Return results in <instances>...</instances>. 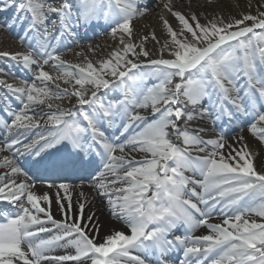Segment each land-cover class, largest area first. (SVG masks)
Instances as JSON below:
<instances>
[{"label":"snow or ice","instance_id":"1","mask_svg":"<svg viewBox=\"0 0 264 264\" xmlns=\"http://www.w3.org/2000/svg\"><path fill=\"white\" fill-rule=\"evenodd\" d=\"M160 2L0 0L4 28L27 21L17 37L27 51L0 57L31 74L19 86L0 79V202L11 206L0 207V264H264V172L235 146L243 135L228 144L201 126L244 120L240 131L264 143V11L201 23L168 0L178 24L160 17L152 58L149 37L132 42L133 22ZM102 24L119 35L106 58H63L81 29ZM37 175L53 178L61 219L33 191ZM84 181L126 231L101 237L82 191L73 212L70 190Z\"/></svg>","mask_w":264,"mask_h":264},{"label":"bare ground","instance_id":"2","mask_svg":"<svg viewBox=\"0 0 264 264\" xmlns=\"http://www.w3.org/2000/svg\"><path fill=\"white\" fill-rule=\"evenodd\" d=\"M165 3H168V0H161L159 7H153V9L146 16H144L143 18H138L133 22L134 34L132 37V42L134 44H139L143 37H149V40L145 43V46L152 52V58H157L159 56L160 46L159 44H154L152 42V40L150 39L151 33L154 32L158 38H161V43L163 42L162 38L164 36V29L162 27L160 17L164 13V11H166L163 8V4ZM171 3L173 4L176 10H179L185 14L195 13L200 18L201 23L205 22V16H207L208 20H211L214 18V16L222 15L227 20L230 16L240 18L241 14L250 13L249 11H247L249 7H253L255 11H257L259 8L257 2H255L254 0H214V2L212 3H209V0H189V4L187 5L185 3V0H171ZM167 19L174 28L177 26L178 22L170 14H168ZM92 30V28H87L82 29L80 31L82 33H87L82 34L83 36L81 37V43L78 46H73L71 51L63 53V58L66 61L72 64H76L85 62L87 59H90L95 62L101 58H106L108 54L118 46L119 35L114 38L110 34V31H108V26L100 32L95 33L92 32ZM125 39H127V37H125ZM0 49L9 51L10 53L25 52L21 43H19L16 38H14L10 34V31L8 29L2 26L1 20ZM91 49H95V53H93ZM164 58H169L166 52L164 53ZM45 70L52 71L47 66L45 67ZM53 74L56 73L53 72ZM30 75L31 74L29 73L24 74L21 77H16H19L22 82V80H28L30 78ZM0 79L5 80L7 83H11L15 86H19L21 84V82L15 80V78L10 79L6 76H0ZM151 82L152 81H149V83ZM61 87H65V85L61 84ZM57 103H61L64 107L72 106L67 100L57 101ZM72 103H74V101ZM208 122L209 120L201 122V126L207 129V131L203 133L205 139L216 138L219 135L223 134L226 137L227 143L233 144L234 140L238 135H243L245 138L244 141L236 143L235 146L241 147L242 145L246 144L247 150L252 153L250 159L253 160L255 168L257 169V171L264 172V143L252 137L249 134L247 128H244V130L241 132V126H237L228 130H225L224 126H222L223 133H221V127L219 128L218 125L214 126L215 128H217V132L215 129L210 127L209 124L211 123ZM0 147L4 146L0 145ZM224 151L227 153L229 151V148L225 147ZM3 154L6 155L5 152ZM20 179H23V177H20ZM69 182L74 183L73 181H70V179ZM79 183L80 182H77L76 184ZM33 191H35L37 194L47 193L52 196V214L55 218H62L58 210V206L55 202V188L50 189L47 187V184H38L36 182V186ZM70 191L73 197V212H75V202L81 191L84 193V198H87V200L90 201L86 203L84 215L87 216L91 212H95L96 216L99 218V223L101 226V237L109 234L114 230H127L122 222L117 221L109 214L105 202H103L99 197H95V193L92 191L91 188L88 187L86 181H84L83 188L77 187ZM256 219L259 222V218ZM211 222L219 223L220 219L216 218L213 219ZM205 229L206 228L201 227L196 232L199 233L198 235L205 234L207 232V230ZM71 253L72 251L70 247L59 248L55 252L56 255H65ZM68 264H73V262H68Z\"/></svg>","mask_w":264,"mask_h":264},{"label":"rangeland","instance_id":"3","mask_svg":"<svg viewBox=\"0 0 264 264\" xmlns=\"http://www.w3.org/2000/svg\"><path fill=\"white\" fill-rule=\"evenodd\" d=\"M255 2H257V4H258V6H259V8H258V10H260V11H264V7H262L261 5H264V0H254ZM257 10V11H258ZM247 11H249L250 13H253L254 15L257 13V11H255L254 9H253V7H249L248 9H247ZM237 134V133H236ZM236 134H234V135H236Z\"/></svg>","mask_w":264,"mask_h":264}]
</instances>
